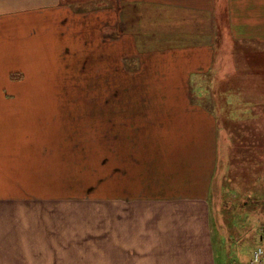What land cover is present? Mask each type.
<instances>
[{"label": "rangeland", "instance_id": "374dc122", "mask_svg": "<svg viewBox=\"0 0 264 264\" xmlns=\"http://www.w3.org/2000/svg\"><path fill=\"white\" fill-rule=\"evenodd\" d=\"M51 1V9L7 14L16 16L15 21L52 17L53 48L44 53L36 45V55L24 57L25 70L11 71L14 82L6 79L0 87V93L23 99L14 105L19 116L4 120L3 143L0 136V187L5 207L13 210L9 221L5 215L3 254L20 260L14 264H108V255L147 250L123 247L124 241L172 236L164 229L171 219L164 206L169 200L147 198L155 196L153 186L148 190L147 176L156 168L141 161L146 166L155 160L153 133L129 135L126 146L122 134L121 150L113 149L119 137L115 133L130 121L124 115L130 104L118 101L127 90L124 74L115 63L116 71L110 72L109 49L103 43L96 46L98 33L87 26L94 11L106 14L107 0ZM147 1L142 25L155 32L154 0ZM255 2L263 11L264 0ZM105 25L101 39L106 43L119 32ZM32 29L21 23L19 33ZM20 47L26 52L33 48L31 42ZM126 63L129 71L138 66L135 59ZM258 114L243 126L225 123L204 221L197 217L194 233L181 231V237L189 233L197 242L206 240L207 247L194 250L207 254L211 249L215 264H253L254 250L264 247V107ZM148 130L153 132V127ZM124 158L126 162L118 163Z\"/></svg>", "mask_w": 264, "mask_h": 264}, {"label": "crops", "instance_id": "0c3cea01", "mask_svg": "<svg viewBox=\"0 0 264 264\" xmlns=\"http://www.w3.org/2000/svg\"><path fill=\"white\" fill-rule=\"evenodd\" d=\"M51 3V0H0L1 88L6 79L14 82L11 71L25 70L24 57L35 56L36 45L42 46L44 53L53 48L49 14L45 16L51 17L48 21L37 16L15 21L16 16L7 14L16 9H51ZM148 3L107 0L106 14L94 11L96 15L91 16V24L87 26L98 33L94 34L96 46L103 43L102 47L109 49V65L117 64V70L124 74L123 85L127 90L118 96V101L130 104L129 113L124 112L125 119L130 121L124 123L123 132L115 133L119 137L114 142V152L121 150L122 134L124 145L129 135L154 134L155 160H150L151 163L148 160L146 166L141 161L144 167L156 168L155 173L147 176L148 190L153 186L150 191L155 196L147 198L169 200L164 206L171 219L164 229L172 231V236L135 240L134 244L124 241L123 247L146 246L147 250L108 255V264H215L210 246L207 254L194 250L196 246L207 247L206 240L197 242L189 233L196 230L197 217L201 223L204 221L221 136L227 132L225 123L243 126L247 120L257 119L258 111L264 107V10L259 9L255 0H154V32L144 26ZM59 6L64 7L54 5ZM21 23L33 28L32 31L21 35ZM105 24L119 32L117 38L109 37L106 43L101 39ZM21 42H31L32 51L23 50ZM55 45L58 49L56 42ZM127 59H135L138 66L129 71ZM115 68L111 67L110 72H115ZM109 77L112 79V74ZM21 100L19 96L0 93L2 143L4 120L19 116V107L14 105ZM152 127L153 132L148 130ZM126 150L127 147L122 149ZM0 153L2 160L3 149ZM124 162L125 158L123 162L118 160L120 164ZM121 184L120 181L118 189ZM123 188L127 192L126 170ZM3 194L0 187V264H14L20 260L15 261L13 255L5 258L3 254L5 215L7 221L13 216V210L4 205ZM181 231L189 232L188 237H181ZM152 246L155 249L148 251Z\"/></svg>", "mask_w": 264, "mask_h": 264}, {"label": "built area", "instance_id": "2783aa9c", "mask_svg": "<svg viewBox=\"0 0 264 264\" xmlns=\"http://www.w3.org/2000/svg\"><path fill=\"white\" fill-rule=\"evenodd\" d=\"M252 262L253 264H264V247L260 246L254 250Z\"/></svg>", "mask_w": 264, "mask_h": 264}, {"label": "trees", "instance_id": "16d2710c", "mask_svg": "<svg viewBox=\"0 0 264 264\" xmlns=\"http://www.w3.org/2000/svg\"><path fill=\"white\" fill-rule=\"evenodd\" d=\"M106 26V25H105ZM106 28V27H103V29Z\"/></svg>", "mask_w": 264, "mask_h": 264}]
</instances>
